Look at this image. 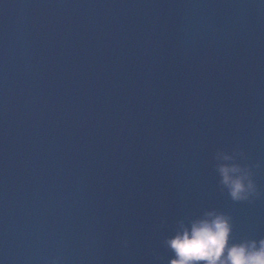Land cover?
Wrapping results in <instances>:
<instances>
[{"label": "water", "instance_id": "obj_1", "mask_svg": "<svg viewBox=\"0 0 264 264\" xmlns=\"http://www.w3.org/2000/svg\"><path fill=\"white\" fill-rule=\"evenodd\" d=\"M213 209L264 238V0H0V264H167Z\"/></svg>", "mask_w": 264, "mask_h": 264}, {"label": "clouds", "instance_id": "obj_2", "mask_svg": "<svg viewBox=\"0 0 264 264\" xmlns=\"http://www.w3.org/2000/svg\"><path fill=\"white\" fill-rule=\"evenodd\" d=\"M241 151L217 152L214 170L218 187L234 203H253L261 197L254 181L253 168L239 161ZM231 216L207 210L187 223L177 222L174 233L164 239V247L172 254L167 264H264V238L232 237Z\"/></svg>", "mask_w": 264, "mask_h": 264}]
</instances>
